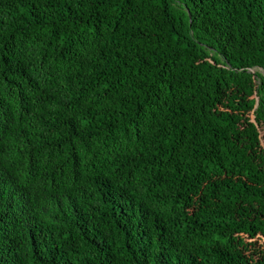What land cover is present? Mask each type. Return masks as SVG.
Segmentation results:
<instances>
[{
    "label": "trees",
    "instance_id": "1",
    "mask_svg": "<svg viewBox=\"0 0 264 264\" xmlns=\"http://www.w3.org/2000/svg\"><path fill=\"white\" fill-rule=\"evenodd\" d=\"M0 264H264V0H0Z\"/></svg>",
    "mask_w": 264,
    "mask_h": 264
}]
</instances>
